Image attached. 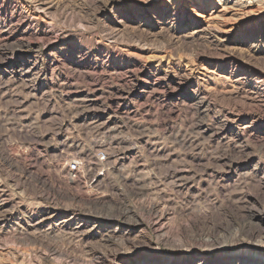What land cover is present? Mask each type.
Returning <instances> with one entry per match:
<instances>
[{
	"label": "rangeland",
	"instance_id": "obj_1",
	"mask_svg": "<svg viewBox=\"0 0 264 264\" xmlns=\"http://www.w3.org/2000/svg\"><path fill=\"white\" fill-rule=\"evenodd\" d=\"M235 1L0 0V264H264V0Z\"/></svg>",
	"mask_w": 264,
	"mask_h": 264
},
{
	"label": "bare ground",
	"instance_id": "obj_2",
	"mask_svg": "<svg viewBox=\"0 0 264 264\" xmlns=\"http://www.w3.org/2000/svg\"><path fill=\"white\" fill-rule=\"evenodd\" d=\"M213 1L219 4L220 2H223V4L226 5L227 3H229V1H232V0H213ZM254 1H258V0H236L234 5H238L239 3L240 7H247L251 5L252 3H254Z\"/></svg>",
	"mask_w": 264,
	"mask_h": 264
},
{
	"label": "built area",
	"instance_id": "obj_3",
	"mask_svg": "<svg viewBox=\"0 0 264 264\" xmlns=\"http://www.w3.org/2000/svg\"><path fill=\"white\" fill-rule=\"evenodd\" d=\"M83 163L84 161L82 160H74L70 163V166H69V172L70 173H75V172H78L80 167H84L83 166Z\"/></svg>",
	"mask_w": 264,
	"mask_h": 264
}]
</instances>
